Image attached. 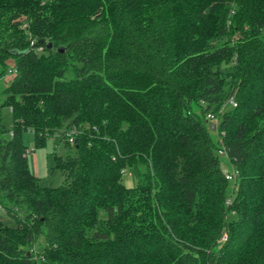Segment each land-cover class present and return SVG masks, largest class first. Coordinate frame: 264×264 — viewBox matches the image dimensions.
I'll return each mask as SVG.
<instances>
[{"label":"trees","instance_id":"obj_1","mask_svg":"<svg viewBox=\"0 0 264 264\" xmlns=\"http://www.w3.org/2000/svg\"><path fill=\"white\" fill-rule=\"evenodd\" d=\"M11 60L0 264H264V0H0V79ZM28 131L64 143L58 188Z\"/></svg>","mask_w":264,"mask_h":264},{"label":"rangeland","instance_id":"obj_2","mask_svg":"<svg viewBox=\"0 0 264 264\" xmlns=\"http://www.w3.org/2000/svg\"><path fill=\"white\" fill-rule=\"evenodd\" d=\"M28 38H30L27 35ZM14 68V62L11 60L8 62V69L11 70ZM13 75L6 74L3 78L0 79V99L4 98V90L9 85ZM230 106H226L228 110ZM223 109V107H222ZM1 115L4 119V123L7 127L9 133L13 130V117L11 108L9 106H4L1 108ZM125 126H127V123ZM259 125H264V118L258 121ZM211 134L215 136V132L209 129ZM24 145L27 147L29 152V165L31 172L34 175H39L40 185L42 187H47L50 189L58 188L64 183V176L61 170L57 166V157L65 154L64 143L61 141L59 135L51 137L45 146L37 147L35 135L32 131H28L23 134L22 137ZM225 160V159H224ZM223 169L231 170L230 165L225 164V161L222 163ZM143 169V168H142ZM141 176L138 174V170L133 168L131 170H126V174L123 176V183L127 187H135L141 183ZM233 183V182H231ZM234 184V183H233ZM232 184V185H233ZM237 186V184H234ZM231 199V198H230ZM19 215H24L20 213ZM234 217V215H231ZM0 222H3L4 225L14 227L16 226V218L5 211L0 210ZM43 248V238H38L36 244L31 247V251L36 255L42 251Z\"/></svg>","mask_w":264,"mask_h":264},{"label":"built area","instance_id":"obj_3","mask_svg":"<svg viewBox=\"0 0 264 264\" xmlns=\"http://www.w3.org/2000/svg\"><path fill=\"white\" fill-rule=\"evenodd\" d=\"M32 45H33V43H32ZM37 52H43V48H38L37 49ZM15 73V70H14V68L13 69H11V70H9V72H8V74H11V75H13ZM230 105H232L233 107H236V102H235V100L233 99V98H231L230 100H229V102H228ZM225 108V106H223V109ZM222 113V112H221ZM206 122H207V124L210 126V128H212V129H218V126H219V122H220V120H219V117H217L213 112H208L207 114H206ZM74 132L76 133V129H74ZM10 136L12 137L13 136V132H11L10 133ZM68 139H69V142L71 143V144H73L74 143V134L73 133H70V134H68ZM219 155H221V156H224V157H226L227 156V151H226V149L225 148H222L221 150H219ZM126 174V170H124L123 171V176ZM224 174H225V178L228 180V181H234V182H237L238 181V179H239V173H238V171L237 170H235V169H231V170H228V169H226V170H224ZM231 199L229 198L228 200H227V203L228 204H231ZM0 210H2V211H5L6 212V210L1 206V204H0Z\"/></svg>","mask_w":264,"mask_h":264},{"label":"crops","instance_id":"obj_4","mask_svg":"<svg viewBox=\"0 0 264 264\" xmlns=\"http://www.w3.org/2000/svg\"><path fill=\"white\" fill-rule=\"evenodd\" d=\"M28 159H29V154H28ZM28 161H29V160H28ZM35 176L38 177L39 175L36 174Z\"/></svg>","mask_w":264,"mask_h":264},{"label":"water","instance_id":"obj_5","mask_svg":"<svg viewBox=\"0 0 264 264\" xmlns=\"http://www.w3.org/2000/svg\"><path fill=\"white\" fill-rule=\"evenodd\" d=\"M48 47H49V48H51V47H52V45L50 44Z\"/></svg>","mask_w":264,"mask_h":264}]
</instances>
